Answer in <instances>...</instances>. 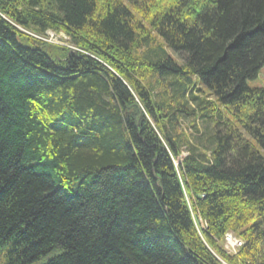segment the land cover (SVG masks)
I'll return each instance as SVG.
<instances>
[{
    "label": "trees",
    "instance_id": "obj_1",
    "mask_svg": "<svg viewBox=\"0 0 264 264\" xmlns=\"http://www.w3.org/2000/svg\"><path fill=\"white\" fill-rule=\"evenodd\" d=\"M262 65L264 0H0V264H264Z\"/></svg>",
    "mask_w": 264,
    "mask_h": 264
},
{
    "label": "rangeland",
    "instance_id": "obj_2",
    "mask_svg": "<svg viewBox=\"0 0 264 264\" xmlns=\"http://www.w3.org/2000/svg\"><path fill=\"white\" fill-rule=\"evenodd\" d=\"M40 36H41L40 39H42L43 41L50 43L52 45H56V46L58 45V46L64 47V48L66 47V48H69L70 51L77 50L74 46L71 45V43L69 42L68 36L62 31H54L51 29H47V30H45L44 34L40 35ZM247 84L251 87H264V65H262V67L260 68L257 76L254 79L247 81ZM186 129L187 130H185V131H187V132L190 131V128H186ZM199 129H201V127H199ZM182 154L184 155V153H182ZM179 159H181V157ZM194 219H195V217L193 216V220ZM194 222H195V220H194ZM196 224H197V221L195 222V225ZM227 233H231L232 236L237 237L233 232L228 231ZM238 239H240V238H238ZM240 241L242 242V244L238 247L227 246V244H229V242L225 241V235H224V238H223L221 245L223 246V248L227 254L236 255L238 252V249L243 245V240L240 239ZM51 256H52V254H49L46 257L35 262L34 264H43ZM221 264H227V263L222 262Z\"/></svg>",
    "mask_w": 264,
    "mask_h": 264
},
{
    "label": "built area",
    "instance_id": "obj_3",
    "mask_svg": "<svg viewBox=\"0 0 264 264\" xmlns=\"http://www.w3.org/2000/svg\"><path fill=\"white\" fill-rule=\"evenodd\" d=\"M225 238H226V241H228V242L231 240L233 241L232 247H238L242 244V242L239 239H237L236 237L232 236L231 233H226Z\"/></svg>",
    "mask_w": 264,
    "mask_h": 264
},
{
    "label": "bare ground",
    "instance_id": "obj_4",
    "mask_svg": "<svg viewBox=\"0 0 264 264\" xmlns=\"http://www.w3.org/2000/svg\"><path fill=\"white\" fill-rule=\"evenodd\" d=\"M222 241H223V240H222ZM225 241H226V238H225ZM232 243H233V241H232V240H231V241H229V244H227V246H231V247H232V246H233V244H232Z\"/></svg>",
    "mask_w": 264,
    "mask_h": 264
}]
</instances>
